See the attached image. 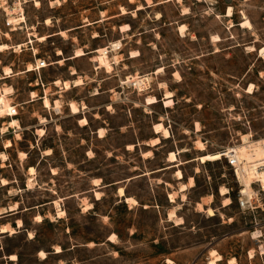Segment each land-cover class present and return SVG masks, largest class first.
I'll list each match as a JSON object with an SVG mask.
<instances>
[{
	"label": "rangeland",
	"instance_id": "1",
	"mask_svg": "<svg viewBox=\"0 0 264 264\" xmlns=\"http://www.w3.org/2000/svg\"><path fill=\"white\" fill-rule=\"evenodd\" d=\"M50 1L0 0V44L10 47L0 52V95L18 110L0 115V128L12 117L21 124L0 130L7 155L0 178L11 183H0V213L21 208L0 217V230L23 224L0 231V264H209L217 254L223 259L216 264L232 257L264 264L261 183L250 181L253 204L243 208L246 186L228 159H198L239 146L246 134L264 138V0ZM17 2L22 13L9 15ZM246 19L251 28L242 25ZM103 47L108 66L98 67ZM78 49L86 55L73 58ZM44 57L52 64L28 72ZM77 76L83 84L69 90L54 84ZM139 76L147 82L140 90L131 84ZM166 91L174 94L172 107L164 105ZM45 96L53 106L44 105ZM147 96L158 102L147 104ZM160 122L170 137L155 132ZM7 140L14 145L6 147ZM170 152L186 179H195L184 192L174 168L159 170L170 164ZM119 187L136 203H126Z\"/></svg>",
	"mask_w": 264,
	"mask_h": 264
},
{
	"label": "bare ground",
	"instance_id": "2",
	"mask_svg": "<svg viewBox=\"0 0 264 264\" xmlns=\"http://www.w3.org/2000/svg\"><path fill=\"white\" fill-rule=\"evenodd\" d=\"M37 4H40V2L37 1ZM55 4H61V0H51L50 1V5L51 6H54ZM7 11H8V14L9 15H15L17 14L18 12H21L22 11V6L19 2L17 3H14L10 6L7 7ZM22 13V12H21ZM227 15L231 16L232 15V7H230L228 9V13ZM22 16V14H21ZM160 16V15H159ZM20 17H14V20L17 21L19 20ZM23 18V16H22ZM50 18L47 19V23H50ZM242 25L244 27H249L251 28V22L246 19L242 22ZM122 29H130V27L128 25H123L122 26ZM180 32L183 33L184 30H185V26L184 25H181L180 28H179ZM218 38V37H216ZM40 40H45L46 37H40L39 38ZM24 44H20L18 47H21L23 46ZM9 45L6 44V43H2L0 44V52H4L5 50L9 49ZM250 50H254L253 46H249ZM99 53H100V57H98L96 59V61H100L98 62V67L100 66L99 63H104L107 65L108 63V50L106 48H102V49H99L98 50ZM61 53V51H60ZM261 54L264 55V48H262L261 50ZM86 55V52L82 49H78L75 51V55H74V58L75 57H80V56H84ZM131 56L132 57H136V56H139V52L138 51H133L131 53ZM28 70H31L28 69ZM162 71V68H159L157 70V74ZM4 73L6 75H9L10 73H12V70L10 68H4ZM76 73V71H74V74ZM138 75V74H137ZM136 78V77H134ZM138 79H144V76L142 78V76H139ZM146 79L149 80V78L146 76ZM141 83H143V81H140ZM59 84H62V86L64 88H66L67 90H69L70 88L72 87H76V86H80L83 84V80L80 76L78 77H75L74 79H71V80H57L56 82V85H59ZM166 85L164 82L160 84V86L163 88V86ZM252 85L249 87L248 89V92H253L252 91ZM9 89H5V92H7ZM98 92V91H97ZM174 96L173 92L172 91H166L165 92V96L163 98V102H164V105L166 107H172V105L174 104V100L172 99ZM32 97H35V94L34 92H32ZM156 102H158V98L155 97V96H147L146 97V103L151 105V104H155ZM44 104L46 107H51L53 106V104L51 103V101L49 100V98L45 97L44 99ZM70 109L72 111L73 114H78L81 112V108L79 107V105L76 103V102H70ZM60 107H61V103L59 100H56L55 104H54V108L56 110H60ZM85 108V106H84ZM14 110V108H12L11 106H9L5 100V97H4V94H1L0 95V115H4V114H8L9 115H12V111ZM80 122L82 124H87L88 123V119L86 117H83L80 119ZM21 128V124H20V121L19 119H17L16 117H12L7 123H5V125L0 128V130L2 132H6L8 131L10 128ZM154 128H155V132L156 133H162V136L165 137V138H168L170 137V130L169 128L165 127L163 123H157L154 125ZM196 129L197 130H200L201 129V126H200V123L197 122L196 123ZM41 132L43 133L44 130L41 129ZM99 135H103L104 134V130L103 128H100L99 131H98ZM153 144L154 145H157L159 142H160V138L159 137H156L154 138L153 140ZM13 143L11 140H7L6 142V147H10L12 146ZM200 146H201V149H204V145L202 143H200ZM237 148V151L235 153V157L238 159V161H243V170H242V173H240V178H241V181L245 184V189L242 191V193L247 197V198H250L252 196L253 193L251 191H249V188H250V184L253 182V179L254 178H258V181L261 182L263 188H264V168L262 170V168H258V166H262L264 165V139H260V140H251L250 137L248 135H243L242 137V142L240 143L239 146L236 147ZM48 152L50 153V150H48ZM145 155H149L150 154V151H147L146 153H144ZM224 156V153H219V154H215V155H203L201 157H199L198 159L201 161V162H207V161H214V160H217L219 158H222ZM0 157L2 159H6L7 158V155L4 153V152H1L0 153ZM169 160L170 162H173V163H176L178 161V157H177V153L176 152H171V154L169 155ZM30 171L33 173L35 172V169L33 167L30 168ZM176 175L178 176V178H182L183 177V172L178 169L177 170V173ZM2 183L3 184H7L8 181L6 179H1ZM251 181V183H250ZM95 183H98V180L95 181ZM195 184V181H194V178L193 177H190V180H189V184H182L180 189L181 190H186L189 186H193ZM264 191V189H263ZM119 193L121 196H124V188H120L119 189ZM227 189L223 188L222 191H221V194L224 196V195H227ZM170 198H171V201H175V195L173 193L170 194ZM127 201L128 202H135L136 203V200L133 199V198H130L128 197L127 198ZM231 203V199L229 197H226V199L224 200V204L227 205V204H230ZM56 204H59L58 202H56ZM92 207V205L90 206V208ZM198 207L200 209H203V205L201 203H198ZM206 212L209 214V215H215V210L214 208L212 207H208V208H205ZM61 213H64V211H62ZM175 216L174 212L170 214L169 218H173ZM38 220H42V216L41 215H38L36 217ZM181 219V218H180ZM179 220V219H178ZM2 232H5L6 230H9L10 232H15L14 229H9L7 226H3L1 228ZM114 238L115 234L112 235ZM41 252V255L42 256H45L46 253L44 251H40ZM223 259L222 255L221 254H217L214 259H212L210 261L209 264H216L218 261H221ZM236 262V257H232L229 259V263L230 264H235ZM237 263V262H236Z\"/></svg>",
	"mask_w": 264,
	"mask_h": 264
},
{
	"label": "crops",
	"instance_id": "3",
	"mask_svg": "<svg viewBox=\"0 0 264 264\" xmlns=\"http://www.w3.org/2000/svg\"><path fill=\"white\" fill-rule=\"evenodd\" d=\"M122 30V29H121ZM123 31V30H122ZM129 31V30H128ZM125 32V31H124ZM29 41L30 42H33V41H31V35H30V39H29ZM119 42H121V41H119ZM27 42H25V44H26ZM122 44V43H121ZM121 47V46H120ZM119 47V48H120ZM103 48H106V47H103ZM107 49H109V48H107ZM96 51H98V50H96ZM81 57V56H80ZM73 58H74V56H73ZM75 58H77V57H75ZM65 59H60L59 60V63H63V61H64ZM31 66H33L32 64H31ZM32 70H30V71H28V72H31V71H33L34 69L33 68H31ZM44 69V68H43ZM28 70V69H27ZM76 73H77V71H76ZM73 74H74V70H73ZM5 75V74H4ZM78 77V76H77ZM81 77V76H80ZM82 78V77H81ZM42 80V79H41ZM58 80H60V79H58ZM63 81V80H62ZM56 82H57V80L54 82V84L56 85ZM83 82H84V80H83ZM42 85H44V82H43V80H42V83H41ZM57 87H59V88H62V89H65V90H67L66 88H64L61 84H59V85H56ZM33 92V91H32ZM31 92V93H32ZM36 96H37V93H36ZM35 96V97H36ZM45 97H48V96H45ZM49 98V97H48ZM34 99V98H33ZM45 98H42V100H44ZM71 102V101H70ZM76 102V101H75ZM77 103V102H76ZM78 104V103H77ZM45 105V104H44ZM85 106V105H84ZM61 108V107H60ZM83 118V117H82ZM87 118V117H86ZM100 129V128H99ZM99 131V130H98ZM246 135H248V134H246ZM249 136V135H248ZM250 137V136H249ZM262 139H264V138H261V140ZM260 140V139H259ZM14 145V144H13ZM159 145V144H158ZM158 145H156V146H158ZM205 148V147H204ZM48 150H51V149H48ZM147 151H149V150H147ZM146 151V152H147ZM5 153V152H4ZM6 154V153H5ZM24 154V156H25V153H23ZM47 154H51V151H50V153H47ZM170 154H171V152H170ZM168 162L170 163V164H168V165H165L163 168H161V169H159L160 171H163V170H167L168 168H174V174H175V176H176V179L181 183V185L182 184H189V180H190V177L188 178L187 177V179H186V177H185V174L183 173V177L182 178H178V176L176 175V173H177V170H178V164L177 163H173V162H170V160H168ZM31 167H33L35 170H36V167L34 166V165H29L28 166V168H29V171H30V168ZM181 170V169H180ZM182 171V170H181ZM183 172V171H182ZM31 173V172H30ZM35 173V172H34ZM3 178H5V177H3ZM1 179L2 178H0V183L2 184V185H9V184H11L10 182H9V180L7 179V178H5L7 181H8V183L7 184H3L2 183V181H1ZM134 178H131V180H133ZM194 181H195V179H194ZM194 186V185H193ZM193 186H189V187H193ZM188 187V188H189ZM120 188V187H119ZM122 188H124V187H122ZM187 188V189H188ZM186 189V190H187ZM179 190L181 191V192H184V191H186V190H181L180 188H179ZM98 192V191H97ZM124 196H121L123 199H124V201L127 203L128 201H127V198L128 197H130V198H134L135 199V197H134V195H132L129 191H127L125 188H124ZM171 193H175V192H169V198H170V194ZM183 199H185V198H183ZM136 200V199H135ZM170 200H171V198H170ZM137 201V200H136ZM198 203H202V204H205V203H203V201L201 200V201H198L197 202V204ZM31 209H33V208H31ZM19 213H21V208L19 207V208H12V209H9V210H7V211H5V212H1L0 213V217H4V216H9V215H14V214H19ZM19 221H21V220H19ZM4 226H7V225H4ZM23 226V224H22V222H21V224H18L17 226H16V224L15 223H13V226L11 227V228H13L14 230H15V232H17L16 231V228L18 227V228H20V227H22ZM3 227V226H2ZM1 227V228H2ZM16 227V228H15ZM1 231V233H9L10 231L9 230H6L5 232H2V230H0ZM61 252V251H60ZM14 255V254H13Z\"/></svg>",
	"mask_w": 264,
	"mask_h": 264
},
{
	"label": "built area",
	"instance_id": "4",
	"mask_svg": "<svg viewBox=\"0 0 264 264\" xmlns=\"http://www.w3.org/2000/svg\"><path fill=\"white\" fill-rule=\"evenodd\" d=\"M50 64H52V63L49 62L47 60V58L44 57L43 59L36 60L35 67L33 66V69H35L36 71L40 72L41 69L49 66ZM131 84H132V86L134 88H137L138 90H140L141 88H145L146 87L147 82L144 80V82L141 83L140 80H135V81L131 82ZM13 108H14V110L12 111V115L18 114L17 107H13ZM236 151H237L236 147L229 148L226 152H224V156L228 159L229 164L231 165V167L235 171L237 179L240 181V179H241L240 178V173H242V170H243V161L242 162L238 161V159L235 157L236 156L235 155ZM258 168L259 169L262 168V170H263L264 165L258 166ZM254 181L260 182V181H258V178H254L253 179V183H254ZM262 189H264L263 186H262ZM252 202H253L252 198H247L246 196H244V198H240V204H241V206L243 208H249L250 204H253Z\"/></svg>",
	"mask_w": 264,
	"mask_h": 264
}]
</instances>
